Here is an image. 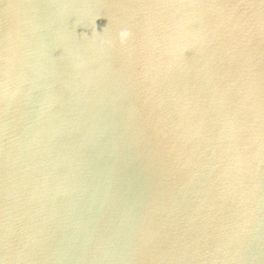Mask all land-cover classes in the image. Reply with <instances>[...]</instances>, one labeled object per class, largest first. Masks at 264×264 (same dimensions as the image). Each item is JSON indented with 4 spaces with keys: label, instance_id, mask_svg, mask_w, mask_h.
Listing matches in <instances>:
<instances>
[{
    "label": "water",
    "instance_id": "95a60500",
    "mask_svg": "<svg viewBox=\"0 0 264 264\" xmlns=\"http://www.w3.org/2000/svg\"><path fill=\"white\" fill-rule=\"evenodd\" d=\"M0 264H264V0H0Z\"/></svg>",
    "mask_w": 264,
    "mask_h": 264
},
{
    "label": "clouds",
    "instance_id": "9594fccd",
    "mask_svg": "<svg viewBox=\"0 0 264 264\" xmlns=\"http://www.w3.org/2000/svg\"><path fill=\"white\" fill-rule=\"evenodd\" d=\"M126 35H127L126 33H122V34H121L122 38H123L124 36H126Z\"/></svg>",
    "mask_w": 264,
    "mask_h": 264
}]
</instances>
